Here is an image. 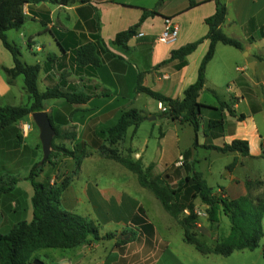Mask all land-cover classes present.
<instances>
[{
  "label": "crops",
  "instance_id": "1",
  "mask_svg": "<svg viewBox=\"0 0 264 264\" xmlns=\"http://www.w3.org/2000/svg\"><path fill=\"white\" fill-rule=\"evenodd\" d=\"M159 1L89 0L69 5L29 2L23 6L25 23L19 29L7 31L8 40L20 47L23 61L41 65L38 77L41 92L47 87L61 86L90 96L86 103H69L62 98L44 102V110L53 116L61 133L77 135L76 140L59 137L56 142L70 149L77 142L87 145V154L78 169L72 157L58 155L54 159L57 165L51 170V181L60 183L69 177L70 182L61 195L62 207L92 219L102 236L113 234L74 248L39 249L35 259L43 264H191L200 263L202 255H209L186 241L182 224L164 208L152 190L140 184L135 172L115 159L102 156L94 147L93 142L101 140L100 131L114 125L127 109L140 110L145 115L143 121L156 120L158 125L164 124L165 129L160 135L159 153L153 161L144 162L143 153L128 142V137L122 143V151L131 148L132 156L141 159L145 166L152 164L156 174H168V181L175 188H181L193 169L201 172L213 188L210 179H214V170L208 156L221 151L210 146H224L241 139L249 142L250 154L221 152L231 153L237 161L230 171L224 172L229 173V182L218 183L213 188L215 194L237 198L248 192L246 180L252 179L237 173L239 165L264 156V126L262 131L257 121L260 115L264 121V0H222L228 9L223 29L239 39L244 49L234 47V50L221 42L216 44L215 54L206 68V87L199 96L204 107L197 134L189 122L160 117V101L150 95L144 98L145 93L138 92L136 87L141 81L142 85L171 98L184 97L185 89L198 78L210 39L202 40L186 57L184 66L179 65V59L163 62L171 57L172 50L207 34L206 18L215 13L216 0ZM192 1L195 5L189 7ZM156 7L158 14L144 19L128 40V50L110 44L119 32L138 23L145 10ZM166 17L173 18L180 26L177 39L171 43L159 40ZM88 42L97 46L98 66L76 62V50ZM2 45L0 40V105H23L25 99L29 105L32 100L25 89L24 76L19 75L13 84L8 83L3 67H13L14 60ZM252 63L253 73L263 77L253 82L246 70ZM141 98L145 99V104L140 109L137 104ZM222 102L231 106L236 115L228 107H222ZM241 114L244 118L239 117ZM31 115L0 127L1 233L34 217V187L28 176L41 158V140ZM152 116L156 118L150 119ZM27 122L32 123V127L25 133L22 127ZM187 126L193 132L184 142L180 129ZM171 135L176 136V152L169 149ZM30 136L35 139L34 146L28 142ZM201 151L208 152L201 154ZM182 154L185 166L177 167L176 160ZM45 169L41 180L48 174V167ZM106 171H115L120 179L102 177ZM11 176L16 178V183L12 190L3 192ZM196 199L198 197L194 202ZM206 206L201 201L196 208ZM140 208L144 212H140ZM137 214L139 218L134 220ZM200 219L204 224L209 218ZM34 260L31 264H41Z\"/></svg>",
  "mask_w": 264,
  "mask_h": 264
},
{
  "label": "trees",
  "instance_id": "2",
  "mask_svg": "<svg viewBox=\"0 0 264 264\" xmlns=\"http://www.w3.org/2000/svg\"><path fill=\"white\" fill-rule=\"evenodd\" d=\"M50 1L52 3L69 5L72 3H85L89 0H0V40L7 48L14 60L13 67H3L8 79V83L13 84L19 76H24L25 89L30 94L31 103L29 105H0V127L10 126L35 111L45 109L44 102L47 99L62 98L69 103H86L90 96L71 89H64L61 86L47 87L41 92L38 88V77L41 71L39 63L29 64L22 59V52L18 45L11 43L7 37L10 29H19L26 21L23 6L29 2ZM162 0L159 1L161 3ZM158 3V4H159ZM195 3L192 1L189 7ZM227 6L222 0H216V11L206 18L209 27L207 34L177 49L172 50L171 57L163 63L173 59H179V65L187 63L186 57L192 53L204 38H209L211 43L209 50L204 56L198 71L196 82L189 85L184 92L183 98H171L165 94L153 90L138 82L136 90L144 92L167 106L166 111L160 113V117L170 118L189 122L193 126L195 133L199 131L202 123V104L199 101L200 92L206 87V68L213 58L216 44L221 42L243 50L242 42L229 36L223 29L226 21ZM158 14V8L145 10L140 21L129 29L119 32L110 44L128 50V40L136 32L144 19L150 15ZM76 62L79 65L92 64L98 66L100 57L97 46L94 42L81 45L76 50ZM222 107H228L229 111L236 115L235 110L226 102H222ZM51 121L56 129V135L52 142V150L48 159L40 164L35 163L31 169L28 179L34 187L32 203L34 207V217L28 221L16 223L7 233L0 232V263L2 264H31L36 258L35 253L43 248H74L90 240L111 237L112 233L100 234L99 226L90 218L82 216L76 212L64 209L61 204L63 190L70 182L69 177H65L60 183L51 182V175H47L42 180L40 177L46 172V167H56L54 160L58 155L72 157L78 169L86 156V143L77 142L73 149L58 144L56 138L76 140V133H61L60 128L55 123L51 114ZM244 118V115H239ZM145 115L136 108L123 111L119 120L112 126L103 128L100 131V141L93 142L98 152L105 157L115 159L125 167L135 172L140 184L149 188L160 199L164 208L175 217L184 227L186 241L195 245L203 254L216 253L221 255H231L236 250L255 249L259 247L264 237V180L247 179L246 187L248 192L237 198H230L222 194H215L213 188L208 185L201 172L193 169L182 182L181 188H175L168 181V174H156L152 164L145 166L141 159L132 156L131 148L122 151L120 145L126 140L130 127L137 130ZM197 139H195V143ZM221 152L238 151L242 155L250 154V146L247 140L235 139L230 144L224 146H210ZM237 158L232 164L227 166L231 170ZM77 170H75L76 172ZM11 182L7 187L2 188L3 192L12 190L16 183V178L11 176ZM259 190L258 193H254ZM198 197L207 204L209 220L219 222V216L224 213L230 220V231L222 238L217 239L213 246H209L202 241L194 231L195 213L194 199ZM188 210L189 213L185 214ZM140 212H144L140 208ZM139 218V214L134 217Z\"/></svg>",
  "mask_w": 264,
  "mask_h": 264
},
{
  "label": "rangeland",
  "instance_id": "3",
  "mask_svg": "<svg viewBox=\"0 0 264 264\" xmlns=\"http://www.w3.org/2000/svg\"><path fill=\"white\" fill-rule=\"evenodd\" d=\"M13 32H16V31L13 30ZM229 48L234 49V47L230 45H229ZM25 57L29 59L27 53H25ZM246 70L252 82L263 78L260 75L256 76L253 73L252 68L250 67H248V69ZM143 97L149 98V95L145 93ZM23 103H24L23 105L28 104L26 99ZM144 104H145V99L141 98V100L138 101L137 107L141 109L144 107ZM257 121L260 127L264 126V121L262 120L261 115L257 116ZM163 129H165L164 124L158 125L156 120L141 122L136 133L133 132V128H129L127 140L129 143L131 142L132 145H134L136 149H139V151L143 153L144 162L153 161L155 157L158 155L159 150H160L159 139H160V135L162 131L164 132ZM262 131H263V127H262ZM192 132H193V129L190 126H187L184 130L180 129V136L183 138L184 142H186V139L189 138V135L192 134ZM169 138H170L168 140L169 149L172 152H176L177 150L176 136L171 135ZM34 140L35 139L31 136L28 139V142L31 146H34V142H35ZM180 146L182 147V145ZM120 148H122V144L120 145ZM207 152L208 151H201L200 153L207 154ZM40 154H41V158H40L41 160L43 157L42 143H41V153ZM208 157H209V160L212 162L213 170H214V179H210V183L212 184L213 188H216L218 186V183L227 184L229 182V173L224 174V172L225 170H228L226 167L229 164H232L234 162L235 160L234 157L231 155V153H221L217 151L210 154V156ZM116 164H119V163H116ZM47 167H48L47 175H51L53 173L51 170H53L54 167H51V164H48ZM237 173L244 177L245 175H249L247 177H251L252 179H263L264 180V156L258 159L245 161L244 165H239ZM102 177H108L111 180L120 179L119 174L116 173L115 171H109V172L106 171L104 176ZM103 181H106V179H103ZM219 190L220 189H217L218 193L220 192ZM258 192L259 190L255 191L254 193H258ZM195 203H196L195 204V208H196V205L201 204L200 198L196 199ZM188 213L189 211L187 212L185 211V214H188ZM196 222H199L201 225L200 226L196 225ZM202 222L203 220H201L197 216V218L195 219L194 231L197 233V235H200V234L205 235L206 237L203 239L201 238V240H203L205 243H208V244L214 245L217 239L222 238L223 236L228 234V232L230 231L231 223H230L229 218L224 213L220 214L219 222H211L209 219L206 220L204 224ZM263 224H264V221H263ZM191 264H264V238L261 240L259 247L253 250L251 249L236 250L231 255H228V256L216 254V253H211L209 255H202L200 263L192 262Z\"/></svg>",
  "mask_w": 264,
  "mask_h": 264
},
{
  "label": "built area",
  "instance_id": "4",
  "mask_svg": "<svg viewBox=\"0 0 264 264\" xmlns=\"http://www.w3.org/2000/svg\"><path fill=\"white\" fill-rule=\"evenodd\" d=\"M180 31V26L179 24L171 17H166L164 19V26L163 30L159 35V40L162 42L166 43H171L174 42ZM159 107L161 108L162 111L167 110V106L163 104L162 102L159 103ZM32 127V123L27 122L23 125L22 130L27 133ZM175 165L177 167H183L185 166V156L182 154L178 157L176 160ZM208 205L205 208H195V213L199 218H209V213H208ZM196 225L200 226L201 224L199 222H196Z\"/></svg>",
  "mask_w": 264,
  "mask_h": 264
},
{
  "label": "water",
  "instance_id": "5",
  "mask_svg": "<svg viewBox=\"0 0 264 264\" xmlns=\"http://www.w3.org/2000/svg\"><path fill=\"white\" fill-rule=\"evenodd\" d=\"M251 68L255 69L254 63L250 65ZM32 118L39 128V136L42 143L43 157L40 160V164H43L49 157L52 150V142L56 135V129L51 121L49 112L46 110L35 111L32 113ZM156 116H152L150 119H155ZM35 263L38 259L34 260ZM39 263L43 264L39 261Z\"/></svg>",
  "mask_w": 264,
  "mask_h": 264
}]
</instances>
